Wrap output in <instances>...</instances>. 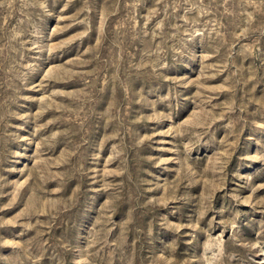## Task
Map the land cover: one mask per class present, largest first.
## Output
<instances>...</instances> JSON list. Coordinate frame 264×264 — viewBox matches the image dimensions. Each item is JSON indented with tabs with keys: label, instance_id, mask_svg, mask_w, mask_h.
Wrapping results in <instances>:
<instances>
[{
	"label": "rangeland",
	"instance_id": "1",
	"mask_svg": "<svg viewBox=\"0 0 264 264\" xmlns=\"http://www.w3.org/2000/svg\"><path fill=\"white\" fill-rule=\"evenodd\" d=\"M0 264H264V0H0Z\"/></svg>",
	"mask_w": 264,
	"mask_h": 264
}]
</instances>
